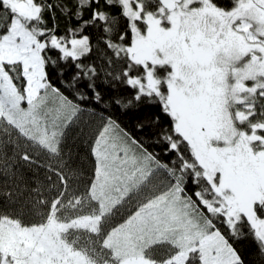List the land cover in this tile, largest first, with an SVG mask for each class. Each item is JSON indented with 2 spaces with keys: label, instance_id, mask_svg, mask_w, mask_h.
<instances>
[{
  "label": "snow or ice",
  "instance_id": "snow-or-ice-1",
  "mask_svg": "<svg viewBox=\"0 0 264 264\" xmlns=\"http://www.w3.org/2000/svg\"><path fill=\"white\" fill-rule=\"evenodd\" d=\"M0 264H264V0H0Z\"/></svg>",
  "mask_w": 264,
  "mask_h": 264
},
{
  "label": "trees",
  "instance_id": "trees-1",
  "mask_svg": "<svg viewBox=\"0 0 264 264\" xmlns=\"http://www.w3.org/2000/svg\"><path fill=\"white\" fill-rule=\"evenodd\" d=\"M114 114L119 115V113H118V112H115V110H114ZM120 118L123 120V122H124L125 124H129V126H130V124H131V120H130L129 117L120 116ZM250 258H251V259H255L256 257H255V255H253V256H251Z\"/></svg>",
  "mask_w": 264,
  "mask_h": 264
}]
</instances>
